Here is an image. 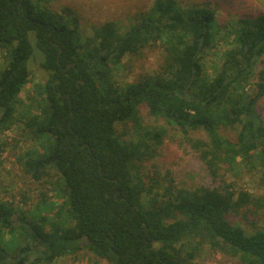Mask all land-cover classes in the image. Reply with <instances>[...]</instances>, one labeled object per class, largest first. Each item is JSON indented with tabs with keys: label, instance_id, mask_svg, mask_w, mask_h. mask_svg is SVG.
Listing matches in <instances>:
<instances>
[{
	"label": "trees",
	"instance_id": "1",
	"mask_svg": "<svg viewBox=\"0 0 264 264\" xmlns=\"http://www.w3.org/2000/svg\"><path fill=\"white\" fill-rule=\"evenodd\" d=\"M74 21L71 11L45 0H0V133L22 123L35 142L19 157L25 174L65 201L64 215L50 216L45 194L33 211L0 198V264H53L85 248L110 264H196L206 246L243 264H264V227L247 232L229 219L249 201L246 192L237 194L224 180L187 188L160 175L148 186L138 165L168 134L143 124L140 105L187 137L204 131L206 138L189 140L214 176L258 149L264 159V69L254 91L247 88L264 58V13L242 14L222 27L212 1L155 0L137 24L94 27L88 47ZM220 28L234 43L209 75L203 56ZM155 46L166 57L158 71L129 83L117 79ZM37 50L46 78L36 107L17 120ZM236 124V141L222 135ZM20 202L27 204V196Z\"/></svg>",
	"mask_w": 264,
	"mask_h": 264
},
{
	"label": "rangeland",
	"instance_id": "2",
	"mask_svg": "<svg viewBox=\"0 0 264 264\" xmlns=\"http://www.w3.org/2000/svg\"><path fill=\"white\" fill-rule=\"evenodd\" d=\"M212 1L217 21L221 26L239 19L242 14L252 16L256 13H264V0H175L181 6ZM53 9L65 8L71 11L75 19L74 24L79 27L80 44L88 47L93 35L94 27L106 22H116L121 28L132 26L143 20V16L153 6L155 0H45ZM219 35L215 38L216 45L203 56L204 72L212 74L220 67L221 55L234 40L225 35L224 28H220ZM221 38V39H220ZM232 41V42H231ZM231 42V44H227ZM164 51L160 46L146 49L143 54L135 56L130 65L117 76L123 83L137 80L142 74H153L165 63ZM125 58L124 61H128ZM43 56L37 50L30 61L31 74L21 93V106L16 112L17 120H22V114L34 109L40 96L37 91L44 83L46 73L42 69ZM2 58L0 56V65ZM2 66V65H1ZM0 66V67H1ZM264 69V58L259 60L247 86L253 92L258 79V72ZM255 74V75H254ZM261 118L264 120V96L259 101ZM139 114L143 124L154 127H165L168 130L167 137L158 148L154 157L147 160L148 154L139 159L140 175L148 186L154 184L159 178L174 179L179 186L194 188L199 186L214 187L224 180L231 184L233 190L246 192L249 201L241 206L237 212H232L229 219L233 224L240 225L247 232L256 227H264V159L262 149L253 152L249 157L237 158L231 166H226L220 171L219 176H214L209 171L206 163L200 158L199 152L191 146L189 138L203 139L206 134L202 130H190L189 135L182 129L163 118H157L149 112L146 105H140ZM133 130V126H129ZM119 130L124 127L118 124ZM222 135L231 141L237 140L240 124L222 128ZM23 131L22 123L16 122L11 128L0 133V198L13 200L18 207L25 210H35L43 195L47 196V204L51 207L48 214L64 215L61 207L65 206L64 198L57 189H52L44 181L36 182L25 174L19 157L28 149L35 146L33 139ZM139 135H137L138 138ZM170 174L167 176V172ZM162 192V190H159ZM23 195L27 196V204L20 202ZM44 196V197H46ZM236 199V198H235ZM22 208V207H21ZM196 264H243L237 257L217 249L206 246L197 256ZM53 264H110L105 259L95 255L89 249L80 250L75 255H66L56 259Z\"/></svg>",
	"mask_w": 264,
	"mask_h": 264
}]
</instances>
